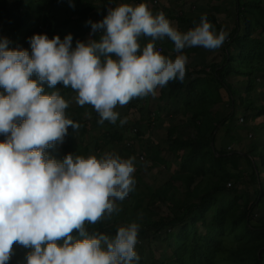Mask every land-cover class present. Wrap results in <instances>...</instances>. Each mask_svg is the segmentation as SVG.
I'll return each instance as SVG.
<instances>
[{
    "label": "trees",
    "instance_id": "obj_1",
    "mask_svg": "<svg viewBox=\"0 0 264 264\" xmlns=\"http://www.w3.org/2000/svg\"><path fill=\"white\" fill-rule=\"evenodd\" d=\"M60 1L0 0V40L8 37L10 49L27 50L29 54L32 51L30 38L36 34H47L49 39L59 35L61 40L72 34L73 48L75 40L99 41L103 33H93L86 22L102 21L108 12L103 16L100 10L113 7L112 3L108 0H65L68 5L59 6ZM235 6L236 16L231 27L217 15L207 14L217 32L221 28L228 32L221 46V61L215 58L217 49L203 54L201 47L186 48L187 57L198 51L201 56L198 66L193 69L186 66L183 82L170 81L161 88L153 108L144 109L140 101L131 100L127 104L130 109L145 113L144 123L151 130L158 129L160 119L172 123L165 138L159 139L154 146H150L149 139L145 140L142 123L136 121L131 131H135V139L140 144H145L142 148L154 166H169L170 160L175 158L180 172L173 173L152 193L147 206L126 220L86 222L90 236L103 233L114 238L119 227L136 222L140 225L138 240L168 243L158 264H264V0H235ZM200 17L194 19L193 28L199 24ZM187 26L186 30L190 24ZM139 43L143 47L149 41L141 37ZM169 44H161L162 54L175 59L174 45ZM43 86L44 94L59 91L68 103L66 118L79 124L77 130L71 126L68 129L64 145L60 146L64 155H96L99 158L105 152H118L123 159L135 157L136 147L127 136L128 132L121 127L115 128L121 124L120 115L115 124L108 121L100 124V117L91 105H72L69 93L75 91L70 87L58 84L49 88L47 83ZM3 91L0 88V92ZM215 106H225L231 111L221 118L220 109L213 110ZM239 116L245 123H240L239 128L247 132L252 130L256 139L245 142V150H229L230 147L227 150L228 145L237 140L229 134V141L217 146L219 126L231 129L228 124ZM177 118L184 123L179 130ZM257 119L261 121L254 124ZM99 132L103 133L94 136ZM78 137L84 144L83 150L72 152ZM6 138L0 134V142ZM65 157L57 160L63 161ZM139 163L136 158L134 174L140 172ZM178 195L183 197L178 198ZM133 200L134 207L138 206L139 199ZM73 236L79 238L75 232ZM29 250L14 243V256L7 264H27ZM137 253L138 264H143L145 250ZM154 257L160 258L157 253Z\"/></svg>",
    "mask_w": 264,
    "mask_h": 264
},
{
    "label": "clouds",
    "instance_id": "obj_2",
    "mask_svg": "<svg viewBox=\"0 0 264 264\" xmlns=\"http://www.w3.org/2000/svg\"><path fill=\"white\" fill-rule=\"evenodd\" d=\"M86 23L103 34L99 41H77L75 48L72 34L63 40L36 34L30 38L31 54L0 40V134L7 137L0 142V264L10 260L14 243L31 249L27 264H138V223L119 227L114 238L90 236L85 227L120 211L117 201L136 185V158L113 152L50 158L45 150L79 124L66 118L68 103L59 91L44 94L43 85L70 87L78 105L94 108L100 124H115L117 106L155 96L170 81L183 82L184 49L216 50L228 37L224 28L215 30L206 13L181 32L146 3L110 7L102 21ZM141 37L151 42L141 47ZM165 38L174 44L175 59L155 49L154 42Z\"/></svg>",
    "mask_w": 264,
    "mask_h": 264
},
{
    "label": "rangeland",
    "instance_id": "obj_3",
    "mask_svg": "<svg viewBox=\"0 0 264 264\" xmlns=\"http://www.w3.org/2000/svg\"><path fill=\"white\" fill-rule=\"evenodd\" d=\"M131 2V1H130ZM59 6H67L68 2H66L65 0H61L58 3ZM154 5H157L154 3ZM236 6H234L235 8ZM106 10V9H105ZM102 15L104 16V9L100 10ZM161 11V8L159 9H155L152 10L153 14H156L158 12ZM178 10L173 9L172 11H168V12H163L165 13L166 17L172 22L173 26L177 27L178 30H180L181 32H184L185 30V26L184 23H181L175 16H176V12ZM233 12L235 11V13L232 14V17H229V20H225V16L221 15V21L222 22H228V24L231 26L233 25L234 21H235V16H236V8L234 10H232ZM63 12V11H60ZM88 22V20H87ZM225 22V23H226ZM69 30V28L67 29V31ZM7 38L9 40L8 37H2V39ZM90 39H92V35L90 36ZM149 40V39H148ZM166 43L163 44V46H166L167 44L170 46L169 43H172L170 40L165 39ZM79 40H75V44L76 42ZM158 41V40H157ZM157 41H155V44L157 43ZM169 51H173L168 49ZM204 50V53H203ZM201 53L205 54L208 53V50L201 48L200 50ZM169 54L171 55V53L169 52ZM222 54V50L221 47L217 49V52L215 54V58L218 59V61L222 60L221 57ZM199 51L197 54H193L191 57H188V61H187V65H189L192 69L195 66L199 65ZM212 59V56L211 58ZM186 65V66H187ZM238 78V76H237ZM264 94V91H262ZM158 93V90H157ZM252 94H250L249 96H251ZM254 95V93H253ZM156 96V95H155ZM155 96H147L145 98H135L132 99L133 101L137 102L140 101V104H142L143 106H145L144 109H150L155 107L153 105L154 102H157L158 98ZM77 93L76 92H70L69 93V101L72 103L73 106H80L77 103ZM155 98V99H154ZM253 98V96L251 97ZM156 100V101H153ZM145 103V104H143ZM137 105V103H136ZM86 105H84L85 107ZM138 107V106H137ZM224 107V108H223ZM117 112L119 113L120 120H126V122L124 124H118V126L116 125L115 128H119L121 127V130H126V132H128L127 136H130L132 138V143L135 144V150H136V154H135V158H139V165H137V167H140V172L138 174H133L134 178L136 180V185L134 190L129 193V195L123 200V201H117V205L120 208V211L118 213H114L113 216L111 217V219H104L105 221H122V220H126L127 218H129L134 212H139L141 209L145 208L147 206V204L149 203V200L152 196V193L164 182H166L168 179H170L171 175L175 172H180L179 170V165L178 162H176L174 159L170 160L171 162H169V166H165V165H160L157 164L156 166H154V164H152L153 161H151L150 159H147V153L146 151L142 148L145 146V144H140L139 141H137V139H135V131H131V129L133 128V125L136 124V121L142 123L141 128L144 130L145 132V140H150V146H154L155 142L159 141V139L163 140V138H165L166 136V132L167 129L172 125V123L170 121H164V120H159L158 122V129L156 128H147L146 123H144V116L145 113L143 115V113L139 112L137 109L132 110L130 109L131 107L125 105L123 107L117 106ZM139 108V107H138ZM217 109H220V114H221V118L226 117L231 110H229L228 107L225 106H215L213 108L214 111H216ZM179 111L181 110V108L179 107L178 109ZM181 117H183L182 115H179ZM242 116V115H241ZM241 116L236 117L234 122H231L232 124H228V126L231 125V129L230 127H225L223 125L219 126L218 130H217V146L220 145L219 147H221L222 145L224 146L226 144L227 141H229V134L230 136L236 138L237 140L232 143H230L227 147V150L229 147L235 149V150H243L244 146H245V142H247L248 140H255V133L252 130H249L248 132L245 130H241L240 127V119ZM165 117V115H164ZM143 118V119H142ZM170 118V117H168ZM190 118V117H189ZM187 121H190V119H188ZM259 121H261V119H257L254 124H257ZM176 124L179 125V129H182L183 126V120L177 118ZM245 124V123H243ZM128 127H127V126ZM190 129V128H188ZM130 132V133H129ZM188 132V131H187ZM103 132H99V133H94V136H100ZM148 134V135H147ZM81 137H78L75 141H76V145L75 147H73L72 152H81L83 150V142L80 139ZM129 138V137H128ZM243 138V139H241ZM240 140V141H239ZM66 144V143H65ZM69 144V143H68ZM228 144V143H227ZM61 145H64V143L57 141L54 146H50L49 148H47L45 150L46 154L53 159H59L60 157H65L66 155L63 154L62 150H61ZM147 151H149V148L146 147ZM245 150V149H244ZM71 152V151H70ZM150 152V151H149ZM116 154H118V152H114ZM147 156V157H146ZM171 158V157H170ZM169 158V159H170ZM229 186V185H227ZM182 195H178V198H182ZM136 199L138 200V206L134 207V200ZM162 213L165 215L166 211L163 210ZM143 217V216H142ZM168 243L166 241H154L151 240L150 243L146 241H141L138 240L137 243V252H143L145 250L144 254V259H142L143 264H150L152 261L155 264H158L159 262H161L162 257H164V252L165 250L168 248L167 247ZM31 251V249L29 250ZM28 251V252H29ZM157 253L159 255V259H155L154 254ZM11 256H14V253L11 254Z\"/></svg>",
    "mask_w": 264,
    "mask_h": 264
},
{
    "label": "crops",
    "instance_id": "obj_4",
    "mask_svg": "<svg viewBox=\"0 0 264 264\" xmlns=\"http://www.w3.org/2000/svg\"><path fill=\"white\" fill-rule=\"evenodd\" d=\"M155 1H157V3H155ZM108 2L112 3L113 7H116L124 3L130 4L133 6L138 5L140 3H146L151 11L155 9H159V8H161V11L164 10V12L172 11L173 9L178 10L176 12L175 17L181 23H184V26H185L184 32H187V30L193 28L192 23L194 22V19H196V17L202 14H205V13L214 14L215 16L217 15V18H220L221 15H224L226 18L225 20L228 21L229 17L231 18L232 14L235 13V11L233 12L232 10L236 8V7L234 8L235 0H108ZM154 3L157 5H154ZM109 8L108 7L103 8L105 11L104 13L108 12ZM188 24H190V27L186 30V28L188 27L187 26ZM226 24H228V22H226ZM145 38L147 40L149 39L148 41L151 42V38L149 37H145ZM165 39L158 40L156 44H159V45L165 44L166 43ZM203 53H204V50H203ZM199 58H198V61H199ZM160 89L161 88L157 90L159 91Z\"/></svg>",
    "mask_w": 264,
    "mask_h": 264
},
{
    "label": "built area",
    "instance_id": "obj_5",
    "mask_svg": "<svg viewBox=\"0 0 264 264\" xmlns=\"http://www.w3.org/2000/svg\"><path fill=\"white\" fill-rule=\"evenodd\" d=\"M155 3H157V1H155ZM101 31H102V30H98L99 33H100ZM155 49L158 50V51H160L161 54H162V52H163V46L158 45V46L155 47ZM240 121H241V123H243V122H244V118H241ZM231 149H232V148L230 147L229 150H231Z\"/></svg>",
    "mask_w": 264,
    "mask_h": 264
}]
</instances>
